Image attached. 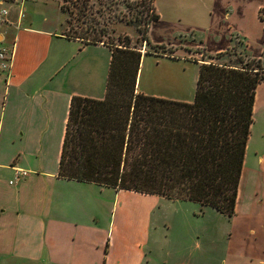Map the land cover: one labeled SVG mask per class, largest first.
Returning a JSON list of instances; mask_svg holds the SVG:
<instances>
[{
  "label": "crops",
  "instance_id": "crops-1",
  "mask_svg": "<svg viewBox=\"0 0 264 264\" xmlns=\"http://www.w3.org/2000/svg\"><path fill=\"white\" fill-rule=\"evenodd\" d=\"M182 1L154 0L159 17L151 22L149 31L162 19L210 30L221 22L233 26L237 21L231 19L229 10L221 22L212 18L222 10V0ZM7 4L10 22L0 30V45L13 43L14 52L10 70L0 71V264H132L127 259L130 244L116 240L119 234L108 218L109 204L113 210L116 199L141 202L138 219L146 237V222L152 219L146 200L154 193L59 174L72 97L104 98L111 48L67 37L62 0L51 10L49 0H24L22 17L16 1ZM155 41L159 44L161 40ZM191 49L190 57L199 64L193 57L199 53ZM93 53L100 54V59ZM248 55L260 58L264 67L262 54ZM136 90L141 91L138 82ZM252 119L235 213L230 215L232 230L240 234L237 239L229 236L228 247L232 238L233 249L228 250L223 264H238L242 257L241 264H264V79L255 92ZM18 168L28 170V175L15 180ZM196 243L200 245L199 240ZM143 246L134 249L140 253Z\"/></svg>",
  "mask_w": 264,
  "mask_h": 264
},
{
  "label": "trees",
  "instance_id": "trees-1",
  "mask_svg": "<svg viewBox=\"0 0 264 264\" xmlns=\"http://www.w3.org/2000/svg\"><path fill=\"white\" fill-rule=\"evenodd\" d=\"M60 9L68 15L67 37L112 52L104 98L72 97L60 176L194 200L234 215L255 92L264 79L261 59L244 52L239 65L199 62L192 102L147 95L136 90L141 59L165 51L148 34L159 17L154 0H62ZM113 19L135 25L153 50L143 54L127 34L116 45L107 40Z\"/></svg>",
  "mask_w": 264,
  "mask_h": 264
},
{
  "label": "rangeland",
  "instance_id": "rangeland-1",
  "mask_svg": "<svg viewBox=\"0 0 264 264\" xmlns=\"http://www.w3.org/2000/svg\"><path fill=\"white\" fill-rule=\"evenodd\" d=\"M49 1L52 5L50 10L60 2V0ZM177 2L183 1L177 0ZM221 5L222 10L218 9L220 14L212 15V18H218L221 22L220 18L224 20L225 12L229 10L231 19H237L233 26L221 22L220 26L212 30L207 29V26L191 28L188 22L175 19L170 21L172 23L162 19L153 24V31L148 32L149 38L155 44V39L161 40L157 42L164 48H159V51L165 49V53H148L141 59L137 82L143 93L173 98V100L193 101L199 64L190 57L188 53L190 48L192 52L199 53L193 56L196 61H206V63L239 65L238 56H245L244 52L262 54L261 58L264 59V20L257 16L259 8L264 7V0H222ZM40 8L42 11L45 10V7ZM117 9L115 7L113 11L117 12ZM64 17L67 24L68 15L64 13ZM112 21L109 27L113 31L105 35L111 43L115 45L121 43L127 34L131 38L132 47H139L144 51L153 50L135 25L121 20ZM214 32L216 34H213ZM195 45L202 47H194ZM228 46L230 48L227 50ZM221 48L227 51L224 54L217 53ZM93 55L96 58L100 56L95 53ZM252 66L258 68L253 63ZM99 71H101L100 67ZM102 88L101 83L100 92ZM253 160L255 161L254 157ZM147 201L152 219L146 222L145 230L147 232L149 230V235L146 237L140 224L141 220L138 219L141 202L116 199L113 210L110 204L108 208L110 214L108 218H112L114 232L119 234L116 240L127 241L131 246L128 247L127 259L133 262L132 264H223V258H227V252L232 248V238L228 247L229 236L232 235L234 239L239 238L240 233L237 234V231L232 230L233 217L217 211V208L211 205L202 207L197 201L170 200L154 194L152 197H147ZM193 211L198 212L194 214ZM100 215L97 220L101 224L103 218ZM206 232H209L207 237H205ZM143 234L144 237L141 239ZM196 240H199L200 245ZM138 244L144 245L140 252L141 259L140 253L134 249ZM244 260L245 258L242 257L237 263L241 264ZM244 264H255V262L246 261Z\"/></svg>",
  "mask_w": 264,
  "mask_h": 264
},
{
  "label": "built area",
  "instance_id": "built-area-1",
  "mask_svg": "<svg viewBox=\"0 0 264 264\" xmlns=\"http://www.w3.org/2000/svg\"><path fill=\"white\" fill-rule=\"evenodd\" d=\"M16 1L19 7V16H23V3L24 0H0V30L2 31L3 27L10 22L7 2ZM14 52V46L12 44H2L0 45V71H8L11 68V58ZM28 175V170L18 168L15 174V180H20ZM10 182H13L10 180Z\"/></svg>",
  "mask_w": 264,
  "mask_h": 264
}]
</instances>
